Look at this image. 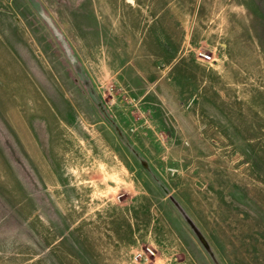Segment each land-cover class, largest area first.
<instances>
[{
    "label": "rangeland",
    "instance_id": "374dc122",
    "mask_svg": "<svg viewBox=\"0 0 264 264\" xmlns=\"http://www.w3.org/2000/svg\"><path fill=\"white\" fill-rule=\"evenodd\" d=\"M0 264H264V0H0Z\"/></svg>",
    "mask_w": 264,
    "mask_h": 264
},
{
    "label": "built area",
    "instance_id": "2783aa9c",
    "mask_svg": "<svg viewBox=\"0 0 264 264\" xmlns=\"http://www.w3.org/2000/svg\"><path fill=\"white\" fill-rule=\"evenodd\" d=\"M204 59L207 61H211L213 57L211 55H203Z\"/></svg>",
    "mask_w": 264,
    "mask_h": 264
}]
</instances>
